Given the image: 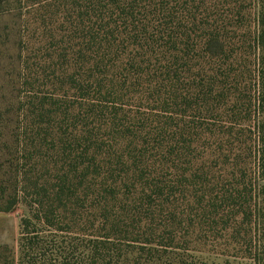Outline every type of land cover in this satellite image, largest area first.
Masks as SVG:
<instances>
[{
    "label": "trees",
    "instance_id": "1",
    "mask_svg": "<svg viewBox=\"0 0 264 264\" xmlns=\"http://www.w3.org/2000/svg\"><path fill=\"white\" fill-rule=\"evenodd\" d=\"M2 264H264V0H0Z\"/></svg>",
    "mask_w": 264,
    "mask_h": 264
},
{
    "label": "rangeland",
    "instance_id": "2",
    "mask_svg": "<svg viewBox=\"0 0 264 264\" xmlns=\"http://www.w3.org/2000/svg\"><path fill=\"white\" fill-rule=\"evenodd\" d=\"M24 214L22 208L11 213H0V254L8 257V251L17 256V240L19 236V219ZM5 260H0L2 264Z\"/></svg>",
    "mask_w": 264,
    "mask_h": 264
}]
</instances>
